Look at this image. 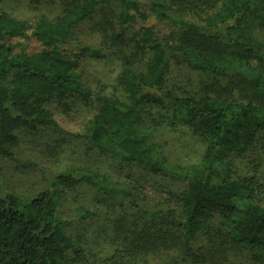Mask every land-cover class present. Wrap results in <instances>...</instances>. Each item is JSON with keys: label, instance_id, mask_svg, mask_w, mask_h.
Here are the masks:
<instances>
[{"label": "trees", "instance_id": "obj_1", "mask_svg": "<svg viewBox=\"0 0 264 264\" xmlns=\"http://www.w3.org/2000/svg\"><path fill=\"white\" fill-rule=\"evenodd\" d=\"M59 1V15H42L33 23L0 11V40L30 30L41 47L27 54L0 44V155H10L17 130L56 126L52 103L68 113V100L79 96L92 111L75 134L87 151L96 149L185 183L173 194L180 202L179 215L152 213L133 234L130 254L163 242L182 255L180 264H200L197 238L218 227L254 262L263 263L264 188L253 175L234 176L232 159L256 140L264 145V0H205L209 8L189 0ZM99 10L107 25H120L111 36L114 43L130 35L138 17L154 20L131 36L133 49L118 76L124 97L93 94L80 80L78 59L65 49L74 29ZM174 64L199 75L198 95L170 87ZM165 120L185 125L204 142L198 165L167 168L139 131ZM80 184L108 196L116 192L94 171L61 172L49 188L30 198L7 189L0 178V264H77L82 250L69 232L75 220L64 218L61 208L65 194ZM79 210L81 221L93 215L87 208Z\"/></svg>", "mask_w": 264, "mask_h": 264}, {"label": "rangeland", "instance_id": "obj_2", "mask_svg": "<svg viewBox=\"0 0 264 264\" xmlns=\"http://www.w3.org/2000/svg\"><path fill=\"white\" fill-rule=\"evenodd\" d=\"M192 1L199 8H209L205 0H189ZM61 10L59 0H41L36 4L29 0H6L0 4V11L28 23L42 15L56 17ZM198 13L201 17L205 15L203 11ZM153 21L149 16L138 17L122 43H114L111 39L120 25H107L100 10L80 23L65 49L78 59L77 72L82 84L93 94L124 97L118 76L123 58L133 49L131 36L138 27ZM1 43L13 46L14 53L33 54L41 48L30 30L23 36L4 38ZM169 84L179 94H199V75L185 66H171ZM68 103V113H62L56 103L49 106L55 112L56 126L42 127L34 132L16 131L18 142L10 148V155H0V178L4 187L30 198L49 188L61 172L69 169L78 174L97 172L115 189L114 196L105 195L97 187L80 184L65 194L62 203V216L75 220L69 232L82 250L77 264L184 263L178 250L171 245L164 247L163 242L157 247L148 245V251H139L136 256L130 254V248L133 234L140 231V223L152 218V213H169L173 218L179 215L180 202L173 194L182 191L185 183L151 174L140 166L122 162L96 149L87 151L75 134L82 131L92 111L79 96L70 98ZM139 131L162 155L169 169L191 168L202 159L205 144L185 125H173L166 120L157 124L149 122ZM232 168L234 176L253 175L264 188L262 142L254 141L243 155L233 158ZM81 208L92 210L93 215L85 221L79 220ZM194 250L200 257V264H264L254 262L249 251L218 227L200 234Z\"/></svg>", "mask_w": 264, "mask_h": 264}]
</instances>
